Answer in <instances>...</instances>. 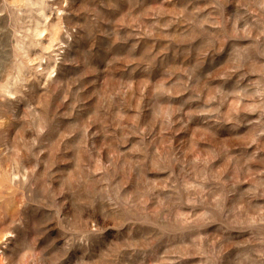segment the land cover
Here are the masks:
<instances>
[{"label": "rangeland", "instance_id": "1", "mask_svg": "<svg viewBox=\"0 0 264 264\" xmlns=\"http://www.w3.org/2000/svg\"><path fill=\"white\" fill-rule=\"evenodd\" d=\"M0 264H264V0H0Z\"/></svg>", "mask_w": 264, "mask_h": 264}]
</instances>
